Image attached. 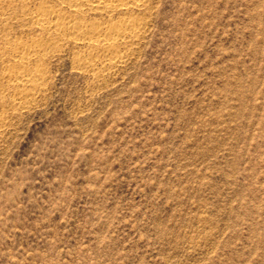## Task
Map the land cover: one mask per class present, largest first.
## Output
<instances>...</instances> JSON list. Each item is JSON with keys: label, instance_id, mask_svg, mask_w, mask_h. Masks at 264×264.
Instances as JSON below:
<instances>
[{"label": "rangeland", "instance_id": "1", "mask_svg": "<svg viewBox=\"0 0 264 264\" xmlns=\"http://www.w3.org/2000/svg\"><path fill=\"white\" fill-rule=\"evenodd\" d=\"M152 5L122 67L0 79V264H264V0Z\"/></svg>", "mask_w": 264, "mask_h": 264}, {"label": "bare ground", "instance_id": "2", "mask_svg": "<svg viewBox=\"0 0 264 264\" xmlns=\"http://www.w3.org/2000/svg\"><path fill=\"white\" fill-rule=\"evenodd\" d=\"M152 3L153 0H0V79L1 84L8 85L12 108L30 106L44 93L48 79L45 60L69 44L78 48L73 58L76 69L97 78L106 70L124 66L137 54L147 33ZM14 27L33 34L26 38L15 36ZM7 119L0 112V130L6 127Z\"/></svg>", "mask_w": 264, "mask_h": 264}]
</instances>
